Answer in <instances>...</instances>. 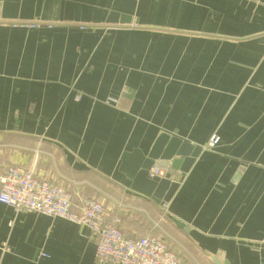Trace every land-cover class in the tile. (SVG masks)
Masks as SVG:
<instances>
[{
    "label": "crops",
    "instance_id": "1",
    "mask_svg": "<svg viewBox=\"0 0 264 264\" xmlns=\"http://www.w3.org/2000/svg\"><path fill=\"white\" fill-rule=\"evenodd\" d=\"M160 133L202 149L164 205L121 171ZM8 165L76 183L129 237L172 229L187 264H264V0H0ZM0 264H97L96 242L0 203Z\"/></svg>",
    "mask_w": 264,
    "mask_h": 264
},
{
    "label": "built area",
    "instance_id": "2",
    "mask_svg": "<svg viewBox=\"0 0 264 264\" xmlns=\"http://www.w3.org/2000/svg\"><path fill=\"white\" fill-rule=\"evenodd\" d=\"M218 143L219 138L214 137L209 146ZM149 174L150 178L169 176L171 182H181L179 173L170 168H153ZM0 203L17 214L38 213L88 229L96 242L97 264H187L162 236H127L120 217L113 215L104 202L81 195L76 183L65 186L41 178L33 169L0 166Z\"/></svg>",
    "mask_w": 264,
    "mask_h": 264
},
{
    "label": "water",
    "instance_id": "3",
    "mask_svg": "<svg viewBox=\"0 0 264 264\" xmlns=\"http://www.w3.org/2000/svg\"><path fill=\"white\" fill-rule=\"evenodd\" d=\"M202 149L184 143L176 137L160 133L147 155L140 150L126 153L122 159L121 171L132 181L131 189L164 205L171 201L179 188L178 183L158 177L150 178L153 168H170L185 175L200 155ZM180 228L184 225L174 221Z\"/></svg>",
    "mask_w": 264,
    "mask_h": 264
},
{
    "label": "rangeland",
    "instance_id": "4",
    "mask_svg": "<svg viewBox=\"0 0 264 264\" xmlns=\"http://www.w3.org/2000/svg\"><path fill=\"white\" fill-rule=\"evenodd\" d=\"M155 235L166 238L172 245L173 249L182 255L186 260V257H191V249L189 244L181 237L176 234L172 229H164L161 233H154Z\"/></svg>",
    "mask_w": 264,
    "mask_h": 264
}]
</instances>
